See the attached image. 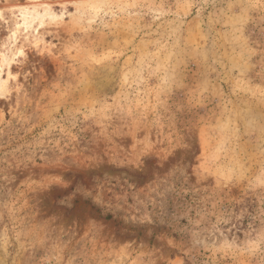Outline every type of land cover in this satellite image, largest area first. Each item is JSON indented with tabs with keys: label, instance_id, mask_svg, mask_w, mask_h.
Returning a JSON list of instances; mask_svg holds the SVG:
<instances>
[{
	"label": "rangeland",
	"instance_id": "374dc122",
	"mask_svg": "<svg viewBox=\"0 0 264 264\" xmlns=\"http://www.w3.org/2000/svg\"><path fill=\"white\" fill-rule=\"evenodd\" d=\"M0 264H264V0H0Z\"/></svg>",
	"mask_w": 264,
	"mask_h": 264
},
{
	"label": "bare ground",
	"instance_id": "6f19581e",
	"mask_svg": "<svg viewBox=\"0 0 264 264\" xmlns=\"http://www.w3.org/2000/svg\"><path fill=\"white\" fill-rule=\"evenodd\" d=\"M24 22H26V20H24ZM18 27V26H17ZM22 53V52H21Z\"/></svg>",
	"mask_w": 264,
	"mask_h": 264
}]
</instances>
